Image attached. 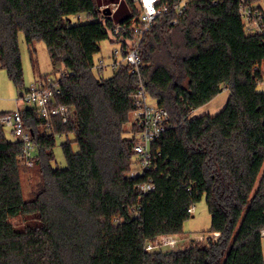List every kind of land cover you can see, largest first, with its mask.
<instances>
[{"label": "trees", "instance_id": "16d2710c", "mask_svg": "<svg viewBox=\"0 0 264 264\" xmlns=\"http://www.w3.org/2000/svg\"><path fill=\"white\" fill-rule=\"evenodd\" d=\"M100 1L0 0V67L22 90L18 34L28 47L42 41L52 72L68 71L56 100L72 111L66 122L53 116L47 125L36 108H19L39 174L29 200L23 143L9 139L0 121V264H264V90L257 87L264 33L246 29L238 0H188L176 23L172 10L155 19L139 46L140 78L167 109L169 126L152 146L154 167L131 175L134 133L126 125L139 77L124 61L106 78L92 68L114 23L128 26L138 10L126 0L129 12L118 17L123 0L111 14ZM223 88L221 110L190 115ZM58 136L65 137L63 167L54 153ZM148 179L155 189L139 191ZM203 196L208 232L217 237L146 249L161 235L183 233Z\"/></svg>", "mask_w": 264, "mask_h": 264}, {"label": "built area", "instance_id": "2783aa9c", "mask_svg": "<svg viewBox=\"0 0 264 264\" xmlns=\"http://www.w3.org/2000/svg\"><path fill=\"white\" fill-rule=\"evenodd\" d=\"M131 1L137 8L138 14L128 26L122 23H114L112 28V35L117 38L116 42L119 44V48H114L112 52L114 58L112 67L116 69L122 61L127 62L131 66V72L136 73L139 77V84L132 94L135 105V109L132 112V122L136 129L134 131L132 152L137 156L136 162L138 166L132 171L131 175H135L154 167L156 154L152 146L160 139L162 133L169 126V113L167 109L157 102L153 104L147 103L148 93L140 78L141 60L139 46L145 33L151 30L155 19L159 15L172 10L175 14L173 23H176L177 16H181L186 9L188 0H177L171 5L161 0ZM217 1L213 0V3ZM106 6L108 5L101 6V9ZM116 6V3H112L109 7L113 11ZM238 10L248 31L264 33V13L254 6L251 0H238ZM124 44L125 49L123 48ZM123 49L125 52H123ZM119 51L123 53L122 60H117ZM102 66L103 61L100 60L96 67L101 69ZM67 74L68 71L63 69L57 78L45 77L32 83L21 94V99L25 106L36 108L47 122V125L53 116L59 117L63 122H66L71 116V107L56 100L57 95L61 92L59 78L65 77ZM262 83H264V79ZM0 121L4 126L11 127L14 137L22 141L25 162L28 165H32L35 146L30 129L23 123L20 109L17 108L14 111L4 113L1 115ZM155 186V182L148 179L140 183L138 188L141 192H148L154 190ZM192 209L193 206L189 210L192 212ZM214 234L217 235L218 232H214ZM261 234L264 240V228L261 230ZM176 243L177 240L173 235H161L159 239L156 238L153 242L148 243L146 249L154 251L163 246L174 247Z\"/></svg>", "mask_w": 264, "mask_h": 264}, {"label": "rangeland", "instance_id": "374dc122", "mask_svg": "<svg viewBox=\"0 0 264 264\" xmlns=\"http://www.w3.org/2000/svg\"><path fill=\"white\" fill-rule=\"evenodd\" d=\"M119 1V0H116ZM110 1V5H111ZM120 2V1H119ZM257 3V2H256ZM109 5V6H110ZM125 8V11H124ZM124 11V12H123ZM118 17L124 16L129 12L128 2L126 0L122 1L121 8L119 11ZM80 19H84L85 15H79ZM114 36L110 34L109 38L104 39L100 43V51L94 56L95 66L92 68V72L101 77H110L115 68L112 67L114 61L113 58V49L118 47L119 44L116 41H112ZM18 42L21 53V60L23 65V88L20 90L14 82L9 78L6 70L0 67V111H14L17 108L25 106L24 102L21 99L20 91L25 92L26 89L34 82H37L41 79H44L45 74H48L46 77L57 78L59 73L63 70L62 67L56 66L57 71L52 72V62L50 60L47 48L42 41H36L33 46L28 47L24 42L22 32L18 34ZM123 59V53L119 51L117 55V60ZM103 61V66L101 69H98L96 65L99 61ZM262 69L264 70V62L262 64ZM264 72V71H263ZM258 89L264 90V83L258 84ZM229 91L227 88H223L213 99L204 104L203 106L191 111L190 115L202 114L209 112L215 114L223 108L227 99ZM147 103L153 104L156 103V100L147 96ZM132 116L130 124L126 125V129L134 133V125H132ZM4 130L6 136L9 139H15L11 127L5 125ZM72 135H70V138ZM64 136L57 137V145L54 147V153L56 156V164L60 167L65 165V158L62 153L60 142L64 140ZM133 159L137 161V156L133 155ZM34 161V159H33ZM134 161V164L131 167V172L137 168L138 164ZM22 189H23V198L29 200L33 197L34 191L37 189V182L39 180L38 166L33 163L32 165H27L23 160V165L20 170ZM15 222L17 220H14ZM211 226V215L209 213L205 197L203 196L199 201L193 205L191 216L185 220L183 224V233L178 235H173L176 238L177 243L174 247L163 246V250H178L182 249L189 244H192L196 241L199 245H202L208 237L215 238L217 235L214 233H209L208 230ZM159 239V237H158ZM159 242V241H158Z\"/></svg>", "mask_w": 264, "mask_h": 264}, {"label": "crops", "instance_id": "0c3cea01", "mask_svg": "<svg viewBox=\"0 0 264 264\" xmlns=\"http://www.w3.org/2000/svg\"><path fill=\"white\" fill-rule=\"evenodd\" d=\"M110 1H112V2H111V4H112V3H115L116 0H101V1H100V2H101V6H103V5H108V6H109V5H110V4H109ZM256 2H257V3H256ZM252 3H253L254 6L258 7V8L264 13V0H255V1L252 2ZM113 11H114V10H113ZM113 11H112V12H113ZM124 11H125V10H124ZM124 11H123V12H124ZM112 12H111V13H112ZM262 66H263V65H261V68H262Z\"/></svg>", "mask_w": 264, "mask_h": 264}, {"label": "water", "instance_id": "95a60500", "mask_svg": "<svg viewBox=\"0 0 264 264\" xmlns=\"http://www.w3.org/2000/svg\"><path fill=\"white\" fill-rule=\"evenodd\" d=\"M103 11L105 12V13H107V14H111V12H112V10H111V8L109 7V6H106L104 9H103ZM21 95V94H20Z\"/></svg>", "mask_w": 264, "mask_h": 264}, {"label": "bare ground", "instance_id": "6f19581e", "mask_svg": "<svg viewBox=\"0 0 264 264\" xmlns=\"http://www.w3.org/2000/svg\"><path fill=\"white\" fill-rule=\"evenodd\" d=\"M22 117V116H21Z\"/></svg>", "mask_w": 264, "mask_h": 264}]
</instances>
